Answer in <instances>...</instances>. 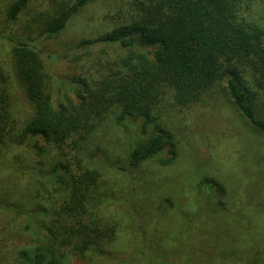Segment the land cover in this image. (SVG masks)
Listing matches in <instances>:
<instances>
[{"label": "trees", "instance_id": "1", "mask_svg": "<svg viewBox=\"0 0 264 264\" xmlns=\"http://www.w3.org/2000/svg\"><path fill=\"white\" fill-rule=\"evenodd\" d=\"M96 1L52 0V7L38 19L45 36L56 38ZM31 2L14 0L7 9L8 25L0 31L2 52L12 45L11 67L0 63V235L7 232L8 224L21 227L16 234L27 233L35 224L45 240L36 251L18 250L21 264H60L62 248L82 259L89 254L91 260L97 259L103 245L115 238L118 224L100 217L98 207L118 202L101 186V169L90 162L101 153L108 155L97 145L88 163L81 159L86 144L110 116L134 140L125 157L115 158L123 162L117 169L133 178L136 168L151 158L166 152L167 164L177 158L171 135L158 123L160 114L175 106L207 102L224 92L251 130L264 135V21L259 13H255L259 17L246 14L254 9L262 12L264 0H132L128 11L121 9L119 18L112 19L111 29L83 40L79 55L69 54L74 61L80 60L99 45L127 55H119L94 87L82 78H55L68 85L69 92L73 82L79 83L78 103L68 93L67 102L55 101L56 85L46 60L59 56L11 31ZM18 91L29 106L24 121L15 116ZM127 120L134 122L130 128ZM44 144L61 151L70 147L83 172L69 182L65 164L37 160ZM101 162L110 165L107 159ZM54 191L65 194L61 201ZM43 200H50L48 222L30 219L25 223V218L37 215ZM6 237L10 239L8 235L0 238V259ZM56 239L54 246L50 242ZM251 264H264V259L256 255Z\"/></svg>", "mask_w": 264, "mask_h": 264}, {"label": "rangeland", "instance_id": "2", "mask_svg": "<svg viewBox=\"0 0 264 264\" xmlns=\"http://www.w3.org/2000/svg\"><path fill=\"white\" fill-rule=\"evenodd\" d=\"M51 1L32 0L11 31L59 56L55 62L46 60L56 85L55 101L67 102L68 93L78 103L79 83L73 82L69 92L68 85L57 83L55 78H82L94 87L119 55H127L115 47L99 45L80 60L74 61V55L69 54L79 55L77 48L83 40L111 29L112 19L119 18V10L128 11L132 0H97L82 9L56 38H47L38 19L52 7ZM13 2L0 0V31L8 25L7 9ZM255 13L262 15L264 21V3L262 12L254 9L246 14L259 17ZM4 49L7 53L0 49V63L8 68L12 45L7 44ZM81 92L84 94L85 90ZM14 99L15 116L24 121L28 103L19 91ZM113 118L110 116L98 127L81 152V159L88 163L97 145L108 155L101 153L90 162L101 169V186L118 202L106 206L105 202L98 207L100 217L118 224L115 238L103 245L104 252L93 260L92 254L82 259L62 248L58 252L60 264H251L256 255L264 259V135L251 130L248 120L231 103L230 94L220 92L207 102L162 112L158 123L171 135L177 158L170 164L166 163L170 157L167 152L151 158L136 168L135 178L116 167L123 162H116L115 158L125 157V150L134 140ZM133 123L125 121L129 128ZM44 147L43 155L36 159L65 164L69 182L73 175L83 172L70 147L63 151L46 144ZM101 159H107L110 165L104 166ZM61 174L64 179L65 170ZM54 192L58 201L65 196L61 191ZM48 201H40L37 215L25 218V223L30 219L48 222ZM34 225L25 234L15 233L21 227L7 225V232L0 238L8 235L10 239L6 237L2 243L4 258L0 264H21L18 250L28 247L36 251L45 245ZM50 243L56 246L58 240Z\"/></svg>", "mask_w": 264, "mask_h": 264}]
</instances>
